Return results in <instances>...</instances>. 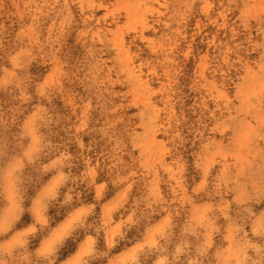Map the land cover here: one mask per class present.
<instances>
[{
  "label": "rangeland",
  "instance_id": "1",
  "mask_svg": "<svg viewBox=\"0 0 264 264\" xmlns=\"http://www.w3.org/2000/svg\"><path fill=\"white\" fill-rule=\"evenodd\" d=\"M9 221L0 264H264V0H0Z\"/></svg>",
  "mask_w": 264,
  "mask_h": 264
},
{
  "label": "clouds",
  "instance_id": "2",
  "mask_svg": "<svg viewBox=\"0 0 264 264\" xmlns=\"http://www.w3.org/2000/svg\"><path fill=\"white\" fill-rule=\"evenodd\" d=\"M150 74H154V73H150ZM224 99L227 101V97H224ZM225 107H227V103L225 104ZM215 111H219V105H217V109ZM221 115H223V113H221ZM229 119H231V117H229ZM15 219L16 217L13 220ZM11 227H12L11 221H9V223L7 224V227H5L4 223H2L0 224V232L7 233ZM33 231H34V228H31V227L27 230L28 233H32ZM24 234L25 233H21L20 235H24ZM4 250L7 251V249H4ZM89 251L90 249L83 254H87ZM54 252H55V247H54L53 240L42 241V247L39 249V252H38L39 255L48 256Z\"/></svg>",
  "mask_w": 264,
  "mask_h": 264
}]
</instances>
